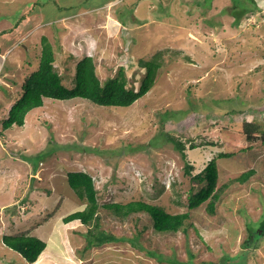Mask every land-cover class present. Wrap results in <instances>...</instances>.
Masks as SVG:
<instances>
[{
  "label": "rangeland",
  "instance_id": "rangeland-1",
  "mask_svg": "<svg viewBox=\"0 0 264 264\" xmlns=\"http://www.w3.org/2000/svg\"><path fill=\"white\" fill-rule=\"evenodd\" d=\"M105 1L104 9L90 10ZM231 2L0 0L4 38L25 14L27 33V48L0 60V129L38 67L43 36L67 87L76 84L75 66L85 55L93 57L101 81L123 68L135 89L145 75L140 60L161 64L152 89L129 107L46 99L24 126L3 131L0 264H29L3 243L4 235L19 233L47 243L33 264H264V143L243 134L244 123L264 128V0H256L259 12L237 26ZM84 10L86 19L75 14ZM163 133L186 142L193 174L217 158L221 198L214 214L208 202L189 211L196 184L170 142L151 143ZM190 142L197 148L189 149ZM250 169L256 173L246 183L233 181ZM73 171L93 177L98 230L114 235L113 241L86 249L89 227L64 222L86 207L67 183ZM132 201L189 212L185 229L158 233L146 212L122 217L105 207Z\"/></svg>",
  "mask_w": 264,
  "mask_h": 264
},
{
  "label": "trees",
  "instance_id": "trees-1",
  "mask_svg": "<svg viewBox=\"0 0 264 264\" xmlns=\"http://www.w3.org/2000/svg\"><path fill=\"white\" fill-rule=\"evenodd\" d=\"M193 1L197 5L205 6L207 4L211 5L213 0ZM247 2H250V4H247ZM231 3L230 13L235 18L234 23L236 26L242 19L259 12L256 0H232ZM122 24L126 25L125 23ZM41 44L42 50L38 67L24 80L21 91L9 110L8 117L2 123L0 135L3 134V131L15 125L24 126L28 113L33 109L42 108L46 99L58 101L81 99L100 107H129L152 89L158 70L161 67L157 58L140 60L139 65L140 68L145 70V75L139 83L138 89H135L129 85L130 82L123 68L118 70L115 77L101 81L98 77L93 57L85 55L75 66L76 84L73 87H67L63 83L62 75L56 70V54L53 45L46 36L42 37ZM243 134L249 141L255 140L257 135H259L264 143V128L254 122L244 123ZM159 140L170 142L174 149L186 160L188 148L186 142L174 135L163 133L158 140H154L151 143L155 144ZM195 148H197V145L190 142L189 149L193 150ZM114 152L123 154L124 150L121 149ZM226 156H228L226 153L218 155L219 158ZM216 160L217 158H213L196 174H193L194 166L186 160V173L190 175L197 188L191 191L188 196L189 211L197 209L203 203L208 202L207 208L209 212L211 214L215 213L216 202L221 198V187L218 188ZM255 173L254 169H250L241 173L233 181L241 184L246 183ZM67 183L77 194L80 201L86 202V207L83 210L69 214L64 219V222L80 221L81 224L89 227L85 234L87 237L86 242H88L86 249H91L93 246L99 247L113 241L115 239L114 235L98 230L100 225L98 215L100 203L93 177L82 171H73L67 174ZM105 207L114 210L118 216L122 217L129 216L132 213L146 212L152 218L155 231L163 234L177 233L185 229L186 221L189 219V212L174 214L167 211L164 207L148 204L144 201H132L126 204L107 203ZM3 243L19 253L29 264L36 263L47 246V243L40 238L27 235L26 233L4 235Z\"/></svg>",
  "mask_w": 264,
  "mask_h": 264
},
{
  "label": "crops",
  "instance_id": "crops-1",
  "mask_svg": "<svg viewBox=\"0 0 264 264\" xmlns=\"http://www.w3.org/2000/svg\"><path fill=\"white\" fill-rule=\"evenodd\" d=\"M110 1H105V2H103L102 4H101V6H98V7H95V8H92V9H90L91 11H96V10H100V9H104L106 6H107V4H105V3H109ZM85 12H83V13H78V12H76L75 14H77V15H84V17H85V19L88 17V15H87V12L89 11V10H84ZM103 11H101L100 13H102ZM64 13V12H63ZM62 13V14H63ZM26 15V14H25ZM38 15V14H37ZM24 16V15H23ZM40 18V17H39ZM22 19V18H21ZM54 20H58L57 18L56 19H54ZM107 20H109L110 22H111V19H107ZM19 21H21L20 23H18L17 25H15L14 26V28H13V34H11L12 36H9V35H7L8 37L7 38H4V36L6 35V34H4L5 32H6V30H4V29H6V28H2L1 30H0V41L2 42V46H3V51L2 52H0V60H1V64H3L4 62H6L8 59H10V58H12V56H11V51L10 50H13V49H15L16 47H19V46H22L23 45V47H25V48H27L26 47V45H25V42L24 41H22V40H24L25 39V37L27 36V33L25 32V29H24V27H25V25H21V23L23 22L22 20H19ZM18 21V22H19ZM40 21H41V19H40ZM50 21V20H49ZM42 22V21H41ZM47 23H49V22H44L43 21V24L44 25H46ZM123 26H125L124 24H122ZM16 37L18 38L17 40H16ZM9 38H12L11 40H9ZM12 41V43L10 44V45H7L8 43H10ZM13 45V46H12ZM10 54V55H9ZM9 55V56H8ZM6 56V57H5ZM4 61V62H3ZM1 72V71H0ZM16 100V99H15ZM14 100V101H15Z\"/></svg>",
  "mask_w": 264,
  "mask_h": 264
}]
</instances>
